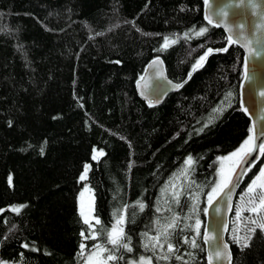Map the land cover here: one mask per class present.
<instances>
[{"label":"trees","instance_id":"obj_1","mask_svg":"<svg viewBox=\"0 0 264 264\" xmlns=\"http://www.w3.org/2000/svg\"><path fill=\"white\" fill-rule=\"evenodd\" d=\"M154 58L182 86L149 107L134 84ZM241 67L240 49L204 22L203 0H0V264H81L97 245L108 264H206L201 234L219 158L250 136ZM94 150L103 155L92 159ZM263 162L233 203L231 264H264V229L252 223L264 219L245 193ZM82 184L91 228L77 211ZM121 217L130 252L108 242Z\"/></svg>","mask_w":264,"mask_h":264},{"label":"water","instance_id":"obj_2","mask_svg":"<svg viewBox=\"0 0 264 264\" xmlns=\"http://www.w3.org/2000/svg\"><path fill=\"white\" fill-rule=\"evenodd\" d=\"M222 12L227 15H221ZM206 17L211 19V24ZM203 20L207 25L222 31L226 40L231 35L233 37L231 44L242 52L238 107L248 119L250 135L258 145L264 141V0H203ZM257 52L260 55H256ZM245 58L249 62L247 72L244 67ZM175 85L177 84L166 77L161 59L154 58L146 64L142 75L134 84V90L140 101L149 107H157L168 95L178 91L179 88ZM252 157L253 165L260 154L253 152ZM252 165L241 163L236 167L235 172L231 173L232 180L228 187L224 188L211 204L208 202L206 205L201 234L206 264H209L210 256H213L212 264H231L232 255L226 242L229 216L246 174L240 175V167ZM237 175H240L239 183L236 181ZM205 234L210 237L207 242L204 239ZM217 237L228 245L227 252L230 253V258L214 257Z\"/></svg>","mask_w":264,"mask_h":264},{"label":"snow or ice","instance_id":"obj_3","mask_svg":"<svg viewBox=\"0 0 264 264\" xmlns=\"http://www.w3.org/2000/svg\"><path fill=\"white\" fill-rule=\"evenodd\" d=\"M221 15L226 16L227 13L222 12ZM206 19H208V17H206ZM208 22H209V24H211L212 23L211 19H208ZM206 31H207L206 28H201L199 30V32H197L196 34L199 36V35H202L203 33H205ZM169 42H170L169 41V38L168 37H164V47H167L168 44H169ZM232 42H233V37L231 35H229L228 38H227V43L228 44H231ZM171 43H175V41L173 40V41H171ZM216 51H218V52H220V51L227 52L228 51V48L227 47H224V48H221V49H217ZM212 52H213V49L211 47H209L207 49V52L205 53V55H202L199 58V60L196 61V64L193 65V71H195L198 67H202L203 66V61L206 59L207 55L208 54H211ZM249 55L250 56L252 55L251 50H250ZM256 55H260V53L257 52ZM154 63H159V61H154ZM244 67H245V70L247 72V70L249 68V62H248V59L247 58H245ZM190 76H191V73H189V77ZM169 83H171V82H169ZM181 86L182 85H180V84L175 85V87H177V88H179ZM230 95H231V93H229V96ZM245 111H247V109H245ZM253 152H257L259 154H264V141L260 142L257 145V144L254 143L253 137L250 135L248 137V139L243 142V144L241 145L240 149L237 152H233V153L230 154V156H227V157H220L219 160L222 162V168H223V161H225V160H231L233 157H239V159L235 160L234 167L232 169V171L235 172V168L236 167H239L241 165V163H243L244 165H252V160H253L252 153ZM97 155H103V152H100V153H98L96 155H93V159H96L97 158ZM191 161H192V158L189 157L188 160L186 161V163H191ZM88 168H89V166L86 164L84 166V174L80 176V179L81 180H84L86 178ZM249 170H250V167H240V175L245 174ZM221 175H222V172H221ZM240 175H237L236 176L237 183H239V181H240ZM261 177H264V168L260 169V175L257 177L256 180H253L252 181V184L251 185H249V187H248V193H253L254 192L255 186L257 185V181ZM231 180H232V176L231 175H229L227 177H224L223 180H222V183H219V184H217L216 187L212 188V192L208 196L209 204L212 203L213 199L216 196H218L220 194V192L223 191L224 188H227L228 187V185L231 183ZM261 187L264 188V185H261ZM81 195H83V193ZM259 199H260V205H259V207L260 208H264V191H262L260 193ZM139 207H140V210L141 211L144 209V205L142 203L139 204ZM13 210L19 212V209H13ZM250 211L257 212L258 209L256 207H253V208L250 209ZM235 214H236V216L238 218L241 215V213H240L239 210H237ZM81 216L84 217V223L87 224V225H89V228H91L92 225L89 222V218H88V216L85 215V213L83 212V210L81 211ZM261 219H264V217H262ZM123 222H124L123 217H121L120 219L117 220V225H120ZM96 223L99 224L100 221L97 220ZM172 223L174 225L175 224V220H173ZM200 223H201L200 220L197 219L196 220L197 235H199L198 229H199ZM252 223L253 224H256L257 227H259L261 229H264V223H260L257 220H252ZM250 231H253L254 232L255 229H251ZM162 234L165 235V242L167 243L168 251L169 252H172L174 250V247H173V244L168 241V234H167V232L165 231ZM81 235H83V233H81ZM90 237L92 239H95L96 238L93 233H90ZM122 237H123V229L122 228L118 229L116 225H113L111 232H109V234H108V242L113 245V248L122 247V248H124V249H126L127 251L130 252L132 250L131 248H129V243L130 242L127 241L126 238H124V242L121 243V238ZM153 239H155L156 242L159 243V238L158 237H155ZM204 239H205V242H207V240H209L210 237H208L207 234H205ZM187 242H188L187 239H185V243H187ZM236 242L239 243V240H237ZM163 246H164L163 244H160V247H163ZM192 246L193 247H196L197 246L195 239L192 240ZM243 246L244 247H247L248 245L245 244ZM24 247H27V245H24ZM83 247H84V245H81V248L82 249H83ZM96 247L100 250V252L108 251L105 248H101L100 245H97ZM227 249H228V245L226 243H224L219 237H217V248H216V250L214 252V257L216 259H221L222 257H228V258H230V253L227 252ZM33 250H35V249H33ZM177 258H179V257H177ZM107 259L108 260H114V259H116V257L110 254V255L107 256ZM212 260H213V256H210L209 257V264H212ZM96 264H103V262L102 261H96ZM141 264H145V259L143 257H141Z\"/></svg>","mask_w":264,"mask_h":264},{"label":"rangeland","instance_id":"obj_4","mask_svg":"<svg viewBox=\"0 0 264 264\" xmlns=\"http://www.w3.org/2000/svg\"><path fill=\"white\" fill-rule=\"evenodd\" d=\"M237 151H235V152H237ZM98 153H100V151L94 150L93 154H92V159H93V155H96ZM99 156L100 155H97V158H99ZM96 159H94V160H96ZM237 159H239V157H233L231 160L223 161V168H222V162L220 160L218 161V165L216 168V178H215V183H214L213 188L216 187L217 184L222 183V180L224 177L231 175V173L233 172L232 169L234 167V162ZM262 168H264V162L260 166L258 173L247 184V186L245 188V193H246L247 197H251L252 199L258 201V205L256 208L258 209V211L261 212L262 216L264 217V208L259 207V205H260L259 195L262 191H264V188L261 187V185H264V177H261L257 181V185L255 186L254 192L248 193L249 185L252 184L253 180L257 179V177L260 175V169H262ZM221 172H222V175H221ZM79 181H83V180L80 179ZM211 192H212V190H211ZM82 193H83V195H81ZM76 205H77L78 214H79L82 222L84 223V217L81 216L82 210L85 213V215L88 216L89 222H91L92 221L93 196H92V191L85 184H82L81 189L79 190V192L77 194ZM115 225L117 226L118 229H120L119 225H117V224H115ZM103 253L104 252H100V250H94L93 252H91L89 255H87L85 257V259L82 261L81 264H96V261H102L103 264H108L107 260L104 258ZM140 263L141 262L131 263V264H140Z\"/></svg>","mask_w":264,"mask_h":264}]
</instances>
